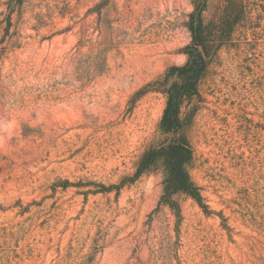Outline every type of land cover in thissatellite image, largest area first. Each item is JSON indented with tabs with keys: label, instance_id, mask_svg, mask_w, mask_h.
<instances>
[{
	"label": "rangeland",
	"instance_id": "374dc122",
	"mask_svg": "<svg viewBox=\"0 0 264 264\" xmlns=\"http://www.w3.org/2000/svg\"><path fill=\"white\" fill-rule=\"evenodd\" d=\"M0 0V264H264V0L245 8L183 106L189 175L131 177L158 131L156 91L186 61L193 0ZM109 188V190H104Z\"/></svg>",
	"mask_w": 264,
	"mask_h": 264
},
{
	"label": "trees",
	"instance_id": "16d2710c",
	"mask_svg": "<svg viewBox=\"0 0 264 264\" xmlns=\"http://www.w3.org/2000/svg\"><path fill=\"white\" fill-rule=\"evenodd\" d=\"M23 3L24 0L7 1L5 32L11 24V15L18 12ZM193 3L194 9L188 21L191 41L184 48L186 61L179 66H170L162 79L155 81L154 89L166 96V104L157 128L159 133L169 138L157 146L147 148L139 158L133 175L124 178L114 187L119 188L126 182H133L141 175L161 168L163 171L161 202L177 211V205L172 197L177 193H183L196 201L208 213L200 190L189 175L193 153L184 132V122L187 118L182 116V109L199 95L198 84L206 74L211 51L220 41L230 37L234 27L240 24L239 15L245 14V8L240 6V10H234L231 6H225L218 26L212 28L209 24H205L203 19L207 0H193Z\"/></svg>",
	"mask_w": 264,
	"mask_h": 264
}]
</instances>
